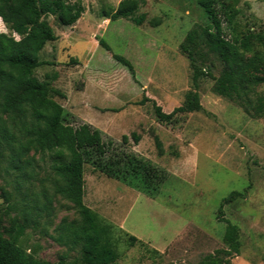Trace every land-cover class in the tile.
I'll return each mask as SVG.
<instances>
[{
	"label": "rangeland",
	"instance_id": "374dc122",
	"mask_svg": "<svg viewBox=\"0 0 264 264\" xmlns=\"http://www.w3.org/2000/svg\"><path fill=\"white\" fill-rule=\"evenodd\" d=\"M79 1L83 12L70 27L60 26L52 14L42 15L56 39L39 52L44 63L34 77L63 94L54 100L70 124H89L104 140L167 172L159 193L149 199L84 166L83 203L111 226L110 243L118 256L112 264H200L204 256L225 249V225L217 212L232 191L244 197L222 208L239 235V254L229 264H264V119H250L237 102L213 92L221 64L200 41L193 58L211 75L197 81L201 110L164 124L156 121L151 104L142 101L152 99L170 113L191 89L192 70L180 45L205 22L196 0H139L131 16L114 21L108 16L120 0ZM236 7L242 29L264 31V0H238ZM7 31L0 21V32ZM255 49L261 53L264 46ZM113 55L128 60L132 74ZM257 89L264 91V83ZM131 132L140 137L136 144ZM122 135L128 136L127 144L121 143ZM7 183L0 177V188L11 191ZM33 184L37 191L38 182ZM53 206L54 225L62 217L76 218L71 205L59 197ZM125 233L139 243L129 246ZM19 244L50 263L66 255V264H79L76 252L38 231H25Z\"/></svg>",
	"mask_w": 264,
	"mask_h": 264
},
{
	"label": "trees",
	"instance_id": "16d2710c",
	"mask_svg": "<svg viewBox=\"0 0 264 264\" xmlns=\"http://www.w3.org/2000/svg\"><path fill=\"white\" fill-rule=\"evenodd\" d=\"M138 1L120 0L108 19L131 16ZM237 3L196 0L205 22L198 30L189 31L180 45L192 70L191 89L170 113L163 112L152 99H142L151 104L156 121L174 124L178 117L201 110L197 81L211 75L195 64L193 55L199 41L221 64L213 92L237 102L250 119H264V91L257 89L264 83V50L255 49L264 46V31L240 27ZM82 12L79 0H0V21L8 30L0 32V177L11 186V191L0 188V264H66V255L50 263L22 247L19 241L27 230L38 231L68 252H76L79 264H112L118 256L110 243L111 226L83 203L84 166L149 199L156 197L167 178L164 169L110 139L104 140L98 129L86 123L70 124L54 100L63 94L34 77V70L44 63L38 60L39 52L56 39L42 15L52 14L60 26L70 27ZM99 44L109 50L102 40ZM112 57L132 74L128 60ZM130 138L134 144L140 139L135 132ZM128 139L122 135L121 143L127 144ZM153 140L161 153L159 140ZM33 182H38L37 191ZM56 197L71 205L76 218L62 217L53 224ZM242 197V192L232 191L221 200L217 220L225 225V249L204 256L200 264H229L239 254L238 228L224 218L222 208ZM125 236L129 246L139 243L136 237Z\"/></svg>",
	"mask_w": 264,
	"mask_h": 264
}]
</instances>
